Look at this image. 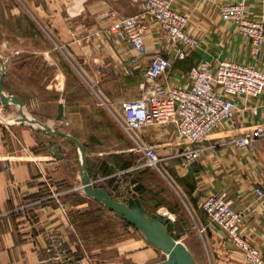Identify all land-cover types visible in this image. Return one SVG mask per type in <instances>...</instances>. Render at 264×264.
I'll return each mask as SVG.
<instances>
[{"label":"crops","instance_id":"0c3cea01","mask_svg":"<svg viewBox=\"0 0 264 264\" xmlns=\"http://www.w3.org/2000/svg\"><path fill=\"white\" fill-rule=\"evenodd\" d=\"M70 1L77 12L81 10L80 4L86 2L83 22L77 25L68 11ZM238 1L242 0H173L174 6L189 16L187 28L200 40V47L176 63L170 83L185 85L190 66L200 60L216 62L219 58H229L264 69V45L260 55L253 56L248 39L240 35L235 24L219 15L222 4ZM243 1L247 16L257 17L261 12L259 0ZM141 3L142 0H0V14L4 21L28 17L41 34L51 37L49 52L59 50L69 56L76 36L82 33L83 38L93 37L98 51L108 49L115 58L128 61L131 55H137L130 44L112 36L116 41L108 45L107 37L111 34L107 27L113 22L108 12L133 15L142 10ZM144 34L142 68L154 53L172 56L175 47L155 21L144 19ZM1 44L8 46L10 42ZM18 44V54H25L27 37L19 35ZM136 76H141L139 70ZM6 77L7 71L3 89L14 94L8 90ZM238 101L242 110L235 120L221 123L196 145L201 151L193 160L173 156L187 141L171 130L153 134L144 128L146 132L141 129L142 133H136L137 138H133L137 145L138 142L151 144L165 151V156L176 158L166 172L181 201L164 190V199L157 205L153 203V207L163 208L181 235L188 234L189 227H182L186 219L193 221L191 227L195 233H201V243L186 246L197 264H248L227 234L208 224L200 207L206 196L221 190L229 193L242 213L241 234L264 250V196L259 198L255 192L256 187L264 189V90L256 98ZM11 107L15 105L0 106V264H42L50 253L47 248L54 249L59 243L70 246V255L81 258V264H124L125 254L132 257L131 264H154L165 259V253L150 244L142 232L84 191L80 165L75 169L71 164L74 156L65 147L70 141L62 137L63 144H56L53 134L43 133L27 122L9 120L6 112ZM251 126L263 129L253 151L233 141L238 131ZM160 139L162 143L157 142ZM82 141L89 160L88 172L95 184L106 188L114 198L130 196L131 193L122 195V186L121 190L114 189L115 181L108 185L107 176L92 174L91 153ZM52 148L59 149L60 155ZM122 152V149L110 150L116 156ZM132 192L142 201L138 191ZM143 204L147 210L154 211ZM108 216L113 221L112 232L107 225ZM177 222H181L180 229Z\"/></svg>","mask_w":264,"mask_h":264},{"label":"rangeland","instance_id":"374dc122","mask_svg":"<svg viewBox=\"0 0 264 264\" xmlns=\"http://www.w3.org/2000/svg\"><path fill=\"white\" fill-rule=\"evenodd\" d=\"M85 5L86 2L83 1L80 4L81 10L77 12L72 2H69L68 11L75 17L72 20L75 25L83 22ZM22 17L4 21L0 14V56L5 61L8 90L25 99L24 111L28 115L84 140L91 153L89 170L92 174L107 176L108 185L115 181L119 185L118 190L123 188V196H127L129 190L136 191V187L140 186L138 193L145 205L152 207L154 211L163 212V208L153 207V203L157 205L162 202L164 190L177 197L166 171L171 168L174 159L179 157H167L165 151L157 149L161 162L157 167L145 166L141 150L130 133L123 129V114L119 105L121 100L137 98L141 94L144 78L130 74L128 61L115 58L113 51L107 49L104 52L101 48L98 51V47L93 45V37L83 38L82 33L76 36L69 56H64L59 50L49 52L51 37L44 32L41 34L28 17ZM19 35L27 37L26 53L21 55L18 54ZM6 40L10 44L2 45L1 42ZM107 40L110 43L108 45H113L116 41L110 35ZM47 51L49 55H46ZM60 102L64 104V116L57 120ZM6 115L9 120L15 121L19 117L18 107H11ZM34 126L37 127L35 124ZM145 129L153 134L168 132L164 125H152ZM145 129L141 131L146 132ZM141 131L136 133H142ZM53 137L57 140L56 144H63L61 136ZM157 142L163 141L160 139ZM65 147L74 156L71 164L77 169L80 164L77 147L72 142L65 143ZM114 149H122L123 152L116 156L110 153ZM103 152L106 153L103 155ZM177 199L181 201L180 197ZM192 222L186 219L182 226L189 227L188 234L179 235L175 231L179 239L190 246L201 243V233H195ZM177 223L179 228L181 222ZM93 224L91 222V226ZM107 225L112 232L114 225L109 216ZM47 250L48 257L42 260V264H46V260L54 263L58 256L61 259L55 264H69L72 261L73 264H81V258L76 255L72 258L71 247L66 244L59 243L54 249L48 247ZM108 255L109 253L107 257ZM128 255H123L124 264L132 263V257Z\"/></svg>","mask_w":264,"mask_h":264},{"label":"built area","instance_id":"2783aa9c","mask_svg":"<svg viewBox=\"0 0 264 264\" xmlns=\"http://www.w3.org/2000/svg\"><path fill=\"white\" fill-rule=\"evenodd\" d=\"M214 1V0H208ZM261 12L257 17L246 14L245 2L222 4V20L235 24L237 31L250 42L251 53L257 57L264 45V0H259ZM142 10L133 15H120L110 10L113 22L107 27L114 38L126 42L137 52L128 59L129 73L141 70L144 85L137 98L119 102L123 128L131 137L154 125H164L187 141L174 156L193 160L201 151L198 145L223 122H233L242 110L238 99L258 97L264 90V69L235 59L219 58L216 62L200 60L190 66L185 85L170 83L171 72L179 60L188 58L200 47V40L187 26L189 16L178 10L173 0H142ZM155 21L168 36L175 49L172 54L154 53L146 66L141 57L145 52L144 19ZM128 52V51H127ZM263 134L260 126L245 127L237 132L234 142L239 147L254 150ZM145 166L157 167L161 156L151 144L138 142ZM256 195L264 196L262 187ZM208 224L221 229L238 247L248 264H264V250L241 234V211L226 190L206 196L200 205ZM50 252V250H47ZM64 252V251H63ZM63 256V255H62ZM58 256L55 264L60 261Z\"/></svg>","mask_w":264,"mask_h":264},{"label":"water","instance_id":"95a60500","mask_svg":"<svg viewBox=\"0 0 264 264\" xmlns=\"http://www.w3.org/2000/svg\"><path fill=\"white\" fill-rule=\"evenodd\" d=\"M5 74V61L0 56V106H17L19 109V117L15 122L35 124L38 130L43 133L61 136L76 145L80 153L79 173L84 191L107 208L113 210L128 223L132 224L137 230L142 232L150 244L165 253V259L154 264H197L193 254L175 232L173 221L162 211L155 212L147 210L137 194L131 190H129L131 193L130 196L117 199L106 188L96 185L88 172L87 153L82 141L71 133L52 127L42 120L28 115L24 111L25 101L16 94L6 93L4 91L3 81ZM63 116L64 104L60 102L58 104L56 119L61 120ZM52 150L60 155L59 149L52 148ZM118 188L119 185L115 183L114 189Z\"/></svg>","mask_w":264,"mask_h":264},{"label":"trees","instance_id":"16d2710c","mask_svg":"<svg viewBox=\"0 0 264 264\" xmlns=\"http://www.w3.org/2000/svg\"><path fill=\"white\" fill-rule=\"evenodd\" d=\"M137 74H138V72L135 74V76H136ZM139 74H141L140 71H139ZM141 76H142V75H141ZM74 136H75V135H74ZM68 141H69V140H68ZM70 142H71V141H70ZM72 143H73V142H72ZM82 143H83V142H82ZM73 144H74V143H73ZM74 145H75V144H74ZM75 146H76V145H75ZM87 161H88V163H89L88 156H87ZM139 187H140V186H137V187H136V191H139V189H141V188H139ZM134 193H135V192H134ZM137 196H138V195H137ZM138 198H139V196H138ZM139 199H140V198H139ZM140 201H141V200H140ZM141 202H142V201H141ZM142 204H143V202H142ZM143 205H144V204H143ZM126 222H127V221H126ZM174 223H175V221H174ZM174 223H173V224H174ZM175 224H176V223H175ZM177 227H178V226H177ZM178 229H180V227H179ZM176 231H177L178 234L180 235V233H179L180 230H177V229H176Z\"/></svg>","mask_w":264,"mask_h":264}]
</instances>
